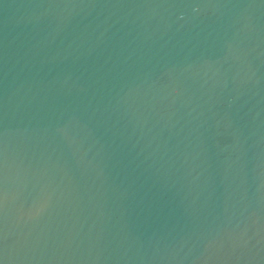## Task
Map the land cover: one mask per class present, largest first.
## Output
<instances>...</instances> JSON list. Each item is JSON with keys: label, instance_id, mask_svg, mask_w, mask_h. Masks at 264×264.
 Returning <instances> with one entry per match:
<instances>
[{"label": "water", "instance_id": "obj_1", "mask_svg": "<svg viewBox=\"0 0 264 264\" xmlns=\"http://www.w3.org/2000/svg\"><path fill=\"white\" fill-rule=\"evenodd\" d=\"M0 264H264V0H0Z\"/></svg>", "mask_w": 264, "mask_h": 264}]
</instances>
